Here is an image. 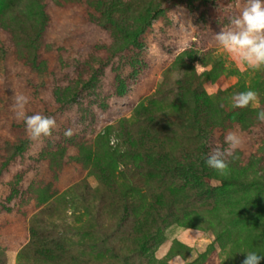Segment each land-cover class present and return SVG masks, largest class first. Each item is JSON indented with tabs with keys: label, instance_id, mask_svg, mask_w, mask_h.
I'll return each mask as SVG.
<instances>
[{
	"label": "rangeland",
	"instance_id": "obj_1",
	"mask_svg": "<svg viewBox=\"0 0 264 264\" xmlns=\"http://www.w3.org/2000/svg\"><path fill=\"white\" fill-rule=\"evenodd\" d=\"M90 1L44 0L50 21L40 51L48 65L42 76L18 59L10 33L0 29V264H50L38 261L32 250L20 251L29 240L32 216L38 238L65 264H242L244 252L264 253V122L248 131L235 125L210 138L213 154L227 147L228 132H236L243 139V162L252 163L250 171L236 180L225 175L229 184L212 179L202 187L193 184L190 194L171 195L161 210L159 232L144 248L134 244L136 222L128 213L149 200L142 189L148 166L139 162L142 166L127 167L139 188L129 191V212L122 214L125 184L121 179L110 187L100 183L86 157L96 138L105 136L97 164L112 170L113 179L121 178L124 167L117 169L116 163L126 146L120 120L130 118L140 101L141 122L149 120V128L158 122L169 134L187 130L189 122L171 119L166 105L181 100L189 67L202 75L209 94L264 77V69L234 63L216 40L217 33L233 27L231 19L247 0H137L126 13L120 10L129 0H105V10L116 11L112 26L97 20ZM148 7L162 9L149 25L138 17ZM101 44L109 45L110 59L97 67L82 92H54L77 76L79 64ZM211 58L226 68L215 80L209 74ZM19 95L29 98L26 115L55 118L51 136L29 138L24 120L16 115ZM69 128L73 135L66 137ZM18 142H23V151L16 148ZM192 172L199 179L207 168ZM17 173L24 174L18 185L23 192L11 201L10 183ZM155 181L153 186L160 184ZM30 184L37 190H29ZM43 191L54 197L46 202Z\"/></svg>",
	"mask_w": 264,
	"mask_h": 264
},
{
	"label": "trees",
	"instance_id": "obj_2",
	"mask_svg": "<svg viewBox=\"0 0 264 264\" xmlns=\"http://www.w3.org/2000/svg\"><path fill=\"white\" fill-rule=\"evenodd\" d=\"M60 1L72 3L82 0ZM90 2L91 7L94 8L98 15L97 20L99 22H102L105 26L116 25L117 18L114 13L116 11L111 7H106L105 10V0H91ZM136 3L137 0H129L120 11L129 12ZM161 13L162 9L160 8L148 7L140 11L138 17L141 22L149 25L151 19L160 16ZM13 19H15V23H13ZM49 21L50 16L46 10L44 0H0V29L7 30L10 33L18 59L22 60L31 70L41 76L48 69L47 62L40 57V51L44 46L43 38ZM138 35L139 33L136 34L137 37ZM94 48L95 50L79 64L77 76L66 85H57L54 92H63L67 96L71 94L76 96L82 92L98 72L97 67L110 59L109 45L101 44ZM0 50L3 51L1 45ZM98 52L105 53V58L99 56ZM211 59H213V62L209 74L215 80L224 74L226 68L221 60L217 58ZM183 86L184 90L179 103H170L166 106H169L168 114L171 119L176 122H189L190 125L184 132L169 134L162 131V128L157 125L158 122H154V127L149 128L147 123L149 120L143 119L141 122L140 111L143 107V102L141 101L133 110L130 118H122L120 120L124 130V143L126 146V151L121 155V160L116 163L117 169H120V165L124 167L120 169L121 178L113 179L111 176L113 174L112 170L111 172L101 164H97L99 155L102 153L105 136H98L93 148H90L91 150L86 153V157L94 165L100 183H105L110 187L114 184L117 185L121 179L125 184L127 193L122 197V214L126 213V211L129 212L131 205L129 191L139 188L134 180L135 174L130 172L127 167L132 163L134 165L138 163V165L142 166L139 162L146 163L148 166L144 173L146 174V179L142 189L147 193L149 200L137 210L132 208V214L128 213V216L133 215L136 222L134 244L137 248H144L147 242L151 241L159 232L161 210L167 208L166 205L170 201L171 195L177 197L183 193H186L185 195L190 194L191 191L189 189H194L195 184L200 183L202 187L204 183L208 184L212 179L220 182L221 185L230 183L231 179H228L225 175L221 176L205 162L206 158L212 155L210 152V138L217 132L235 125L244 131H248L260 122L256 118L259 108L251 106L245 108L233 107L232 97L237 92L249 89L255 90L260 101L259 107L263 108V76L256 78L250 85L242 81L229 92L220 91L215 94H209L203 87L202 75L197 74L193 67H189ZM105 132L107 133V130ZM22 143L18 142L16 148L20 147L23 151ZM243 155V151L238 149L235 153V158H229L230 170L228 174H232L234 180L240 175L248 174L252 166L251 161H248V163L243 162ZM11 158L13 159V156ZM6 164L7 161L3 162L2 166L5 167ZM196 167L199 169L207 168V172H202V176L199 175V179H196V174L192 172ZM104 175L106 176L104 177ZM23 178V173H17L14 177L15 180L10 183L9 200L12 201L22 194L23 191L20 190L18 185L23 181ZM152 180H156L155 182L160 184L153 186ZM31 186L33 184L29 185V190H37L32 189ZM37 188L40 189V187ZM41 190L48 189L41 188ZM45 192L43 191L44 197L46 196ZM31 193L37 204H40L36 191ZM46 197L45 201L47 202L54 195L49 194ZM45 201L43 203H46ZM7 209L9 210V208ZM34 220L35 216H32L29 220V240L20 251L25 253V251L29 252L32 250L38 261H45L50 264H65V260L55 256V252L47 251L48 245L43 244L42 239L38 238V225L34 223ZM52 244L54 246L53 251H57V243Z\"/></svg>",
	"mask_w": 264,
	"mask_h": 264
},
{
	"label": "clouds",
	"instance_id": "obj_3",
	"mask_svg": "<svg viewBox=\"0 0 264 264\" xmlns=\"http://www.w3.org/2000/svg\"><path fill=\"white\" fill-rule=\"evenodd\" d=\"M232 28L216 34L219 46L238 66L252 70L264 69V0H247L239 15L230 21ZM233 107L259 108L257 120L264 122V108H260L258 93L249 89L233 94ZM29 98L25 95L16 97V115L24 120L29 138L39 140L49 137L56 128L54 117L35 113L26 115L25 106ZM66 137L73 135L72 129L64 132ZM226 148H216L212 155L206 158V164L220 175H227L230 170L229 158H235L236 151L242 146L243 139L236 132H228L224 138ZM242 264H260L264 260V253L255 250L246 251Z\"/></svg>",
	"mask_w": 264,
	"mask_h": 264
}]
</instances>
